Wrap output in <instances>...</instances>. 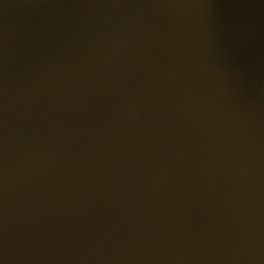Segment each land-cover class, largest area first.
Masks as SVG:
<instances>
[{
  "label": "water",
  "instance_id": "1",
  "mask_svg": "<svg viewBox=\"0 0 264 264\" xmlns=\"http://www.w3.org/2000/svg\"><path fill=\"white\" fill-rule=\"evenodd\" d=\"M0 264H264V0H0Z\"/></svg>",
  "mask_w": 264,
  "mask_h": 264
}]
</instances>
